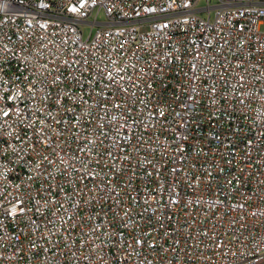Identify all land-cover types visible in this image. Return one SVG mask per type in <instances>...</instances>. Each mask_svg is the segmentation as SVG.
<instances>
[{
    "label": "built area",
    "instance_id": "1",
    "mask_svg": "<svg viewBox=\"0 0 264 264\" xmlns=\"http://www.w3.org/2000/svg\"><path fill=\"white\" fill-rule=\"evenodd\" d=\"M0 264H264V0H0Z\"/></svg>",
    "mask_w": 264,
    "mask_h": 264
},
{
    "label": "rangeland",
    "instance_id": "2",
    "mask_svg": "<svg viewBox=\"0 0 264 264\" xmlns=\"http://www.w3.org/2000/svg\"><path fill=\"white\" fill-rule=\"evenodd\" d=\"M103 18V14L100 15L99 19H102Z\"/></svg>",
    "mask_w": 264,
    "mask_h": 264
}]
</instances>
